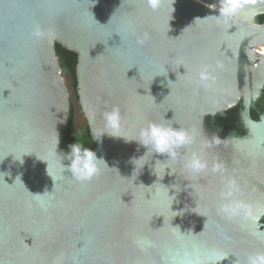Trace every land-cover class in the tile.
<instances>
[{
	"label": "water",
	"instance_id": "1",
	"mask_svg": "<svg viewBox=\"0 0 264 264\" xmlns=\"http://www.w3.org/2000/svg\"><path fill=\"white\" fill-rule=\"evenodd\" d=\"M225 3L0 0V264H248L264 253V116H249L264 90V0L227 14ZM55 45L77 56L78 104L108 165L88 181L58 156L71 107ZM114 106L121 138L105 126ZM232 110L240 133L216 125ZM149 122L192 143L175 160L144 155ZM193 153L205 164L195 172Z\"/></svg>",
	"mask_w": 264,
	"mask_h": 264
},
{
	"label": "clouds",
	"instance_id": "2",
	"mask_svg": "<svg viewBox=\"0 0 264 264\" xmlns=\"http://www.w3.org/2000/svg\"><path fill=\"white\" fill-rule=\"evenodd\" d=\"M146 2L153 10L157 9L160 4V0H146ZM237 6V0H226L225 14L234 11ZM121 119L119 107L114 106L110 111L104 113L105 126L110 130L109 136L121 138L118 135ZM56 140L59 143L58 133L56 134ZM136 142L146 149L144 155L150 151L153 155H166L167 159L175 160L176 150L191 144L192 137L186 130L175 128L170 124L149 122L146 127L140 129L139 139ZM68 149L66 159L69 163L67 167L73 177L79 181H88L98 175L101 163L108 167L103 158H98L96 153L89 147H84L80 143H72L68 145ZM144 155L139 158H132L131 162L142 159ZM186 166L195 172L203 169L205 164L197 154L193 153ZM248 264H264V253L250 256Z\"/></svg>",
	"mask_w": 264,
	"mask_h": 264
},
{
	"label": "trees",
	"instance_id": "3",
	"mask_svg": "<svg viewBox=\"0 0 264 264\" xmlns=\"http://www.w3.org/2000/svg\"><path fill=\"white\" fill-rule=\"evenodd\" d=\"M258 21L262 24L264 16L259 17ZM54 52L61 70V76L68 93L71 107L68 132L58 151L60 160L65 165H68L69 161L66 159V154L69 151V144L80 143L84 147H89L92 150H94V144L89 135L85 119L78 104V97L76 95L77 81L75 77V67L77 64V56L72 52L61 49L57 45L54 46ZM249 116L253 121H257L260 116H264V90L260 100L255 106V109L249 112ZM237 122V110L226 112L224 115L219 116L216 119L217 127L225 131L236 130L240 133L241 131L236 126Z\"/></svg>",
	"mask_w": 264,
	"mask_h": 264
},
{
	"label": "built area",
	"instance_id": "4",
	"mask_svg": "<svg viewBox=\"0 0 264 264\" xmlns=\"http://www.w3.org/2000/svg\"><path fill=\"white\" fill-rule=\"evenodd\" d=\"M256 54H258L260 57H264V52L260 51V50H255L254 51Z\"/></svg>",
	"mask_w": 264,
	"mask_h": 264
},
{
	"label": "flooded vegetation",
	"instance_id": "5",
	"mask_svg": "<svg viewBox=\"0 0 264 264\" xmlns=\"http://www.w3.org/2000/svg\"><path fill=\"white\" fill-rule=\"evenodd\" d=\"M262 223H264V222H262Z\"/></svg>",
	"mask_w": 264,
	"mask_h": 264
},
{
	"label": "bare ground",
	"instance_id": "6",
	"mask_svg": "<svg viewBox=\"0 0 264 264\" xmlns=\"http://www.w3.org/2000/svg\"><path fill=\"white\" fill-rule=\"evenodd\" d=\"M263 52V51H262Z\"/></svg>",
	"mask_w": 264,
	"mask_h": 264
}]
</instances>
